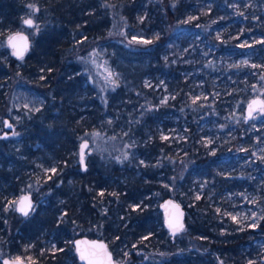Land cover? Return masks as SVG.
<instances>
[{
	"label": "trees",
	"instance_id": "trees-1",
	"mask_svg": "<svg viewBox=\"0 0 264 264\" xmlns=\"http://www.w3.org/2000/svg\"><path fill=\"white\" fill-rule=\"evenodd\" d=\"M260 1L264 4V0ZM146 2L147 0H0V40L7 32L16 33L21 30L24 26L25 16H35L40 25L37 34L32 36L33 38L30 37L31 52L27 53L21 66H18L19 59L14 56L10 58V63H8L0 55V119L7 116L9 106V95L5 89L1 88L2 85L12 87L15 83L21 82L35 85L44 90L49 97V104L45 112L39 116L41 118L39 121L31 120L24 127L25 150L23 152L25 155H29L31 152L38 153L44 147L56 151L62 161L69 162L68 166H63V162L60 163L54 179L44 182V184L40 183L38 189L33 190V200L38 201L43 196L45 197L43 201L47 202V205L43 209L44 211L46 210L48 214L52 215L49 208L56 206L58 209L56 210L57 214L55 213L52 219L44 215L39 218L31 217V214L24 217L17 210H11L8 214L5 213L4 219L0 220V228H5V231H0V249L4 252V258L8 255H15L16 258L23 255L27 259V255L31 251L25 250L24 244L37 241L43 231L48 230L56 234V239L59 240L60 245L69 236L74 240L81 236L105 239L112 251L114 248L112 239L116 236L124 241L127 240L128 246H132L136 242L139 243V247L145 244L148 257L157 262L154 264H198L197 260L201 256L199 253L206 250L210 252H203L204 259L210 260L211 264H216L220 258H223L226 264H245V260H248V255L240 253L239 247H236L241 243L247 244L250 238H255L256 230H250V235L241 237L236 234L230 237L217 235L213 229L216 228L217 230L216 215L213 206L210 205L211 199L207 198L209 193L204 194L199 200L196 199L194 206L189 207L188 204H184L189 214L187 215V230L182 233L185 236L183 244L178 245L175 242V237L169 234L165 226L158 230L161 231L160 235L164 237V244L159 247L152 243L154 237L157 236V224L163 225L164 223L162 211L158 217H154L151 214V209L146 207L154 193L163 190V200L169 197L179 200L181 198L180 192H184L187 189V184H191L198 176L212 175L214 181L223 178L215 171V166L219 160L215 158V155L209 154V150L204 146L197 145L192 141L190 136L186 138L184 149L179 152L170 150L171 146L167 140H159L157 128H154L156 124L155 112L146 109L150 108L151 105L155 107L158 103L157 101L150 102L153 87H146L145 77L165 74L166 81L172 89L182 90L179 95L177 94V99L170 101L165 106L166 108L170 106H175V109L181 108L180 103L184 99L183 95L189 92L195 78L198 81L203 79L200 75L195 76L197 68L204 64L197 52L201 50L199 48L200 40H196V37L198 36L200 39L203 36L210 37L213 43L220 45L218 53L231 51L230 47L235 46L242 38L251 34L264 35V16L254 12L252 19L245 21V24L239 20V23L235 25L237 18L235 11L228 9V5L232 1H227L226 8L223 10L220 9L222 4H217L209 8V12H207L208 7L202 3V0H159L158 8L154 2ZM235 4H239V6L234 9H240L244 0L235 1ZM146 9L150 13H154V11L157 13L154 22H147V17L143 18ZM141 17L143 18L141 24L151 26L148 36L140 41L131 40L130 34L125 31L123 26L141 28L142 25H139ZM212 18L223 20V23L217 25V28L234 23V29L244 26L247 34L239 33V38L230 39L227 43L218 41L213 36V31L207 32L206 24ZM236 32H240V29ZM224 37L229 38L227 34ZM189 39L193 40L189 41ZM142 41H151V43L145 44ZM118 42L133 47L131 50L135 49L134 51L142 53L146 60V71L140 72L137 69L133 77L137 93H132L130 97L136 103L133 108L136 113V108H141V106L143 112L146 110L148 113L139 118L138 126L141 128L136 134L143 135L141 133L144 132L142 128L144 122L152 129L153 137L148 139L144 145L146 151H150V154L146 156L149 163L128 173L127 184L123 188H117L118 191H116L113 186L107 185L109 183L103 179L105 177L103 172L108 176L111 175V177H120L123 173L119 167L111 169L106 165V162H103L101 168L93 166L84 170L82 165L74 163L73 158L67 157L66 154L78 148V141L89 137L93 128L92 125L96 120L90 121L88 119L89 114L83 119L80 118V114L75 110L79 98H84L83 104L85 105L98 107L96 99L92 100L91 98L95 96L93 98L98 99L102 94L98 82L96 83L98 88L92 84L85 85L84 75L76 74L78 70L71 68L75 66V61L98 47L120 44ZM122 48L119 50L122 51ZM261 52L264 53V50ZM187 59L191 61L187 62ZM116 60L114 59L112 65L118 67L119 62ZM209 64L210 71L214 74L217 65L213 66V60ZM118 70L121 71L119 67ZM131 70L134 71L135 68H131ZM183 72H186L185 75ZM228 72L230 73V71ZM242 78L244 79L246 76H239L238 80ZM249 78L250 76H247V80L241 83V86L250 83L251 78ZM210 79L213 82L211 77ZM211 81L206 80L208 87ZM238 95L239 93L234 96ZM140 96L142 97L139 98ZM143 101L149 103L143 105ZM127 128L130 132L133 126ZM65 146L71 149L66 150L63 148ZM104 152L108 153L107 150ZM109 152L110 154L116 153L113 150ZM168 152L171 155L170 158L175 161L171 166V171L162 172L157 168L156 159L151 158L150 155L158 153L160 156H165ZM7 153H12L11 148L6 140L0 139V179L2 178L3 186L11 183V178L15 176V174L10 175L6 170L8 160L4 159V156ZM59 176L64 177V179L72 176L70 178H74L76 189L79 190V193L81 191V198L87 196L88 187L105 188L110 202L124 201L123 207H119V209L123 214L129 213L128 218L132 222L126 227L122 225L116 232L112 229L111 224L113 223L107 222L103 234L99 237L95 235L96 233L78 235L74 231L75 235L72 234L70 232L72 225L83 213L88 216L92 214L86 223L87 225H92L96 220L102 221L103 218L95 217L96 210L90 205L89 197L81 205V215L77 213L76 200H74L71 192L58 191L59 182L57 180ZM113 192L115 195L111 194ZM48 194L50 195L48 196ZM60 199L65 200L64 203H61L62 206L58 205ZM136 203H139L137 209L134 208ZM39 207L42 208L41 205ZM109 207L113 208V205H109ZM60 208L65 211L59 219L58 211ZM111 211L109 209V213ZM263 225L264 221L260 227ZM132 227L134 229L131 230ZM142 236H147V239L141 240ZM74 247L73 242L70 245V251L74 253L75 259L80 263ZM214 252L218 255L215 256ZM43 255L38 258L36 264H63V257L67 253L49 252ZM3 259H0V264H3ZM121 264L141 263L137 253L133 252L125 258H121Z\"/></svg>",
	"mask_w": 264,
	"mask_h": 264
},
{
	"label": "rangeland",
	"instance_id": "rangeland-1",
	"mask_svg": "<svg viewBox=\"0 0 264 264\" xmlns=\"http://www.w3.org/2000/svg\"><path fill=\"white\" fill-rule=\"evenodd\" d=\"M150 1L157 4V8L159 7V0H147L146 3ZM227 1H232L228 5V9L235 11L237 17L235 25L239 23V20L245 24V21L252 19L254 12L264 16V4L260 0H244L242 7L236 10L234 8H238L239 4H235V1L241 0ZM227 1L202 0V3L208 7L206 10L209 12V8L217 4H222L220 6L221 10L225 9ZM144 14L143 18L147 17V22H154L157 16L155 11L150 13L147 9ZM143 18L141 17L139 25ZM26 19H31L33 24L27 26L24 23ZM221 23H223V20L212 18L206 24V27H208L207 32L213 31V36L218 41L227 43L230 39L239 38V33H246L244 26L234 29V23L225 24L217 28V25H221ZM23 25V28L19 31L27 32L30 37L36 35L40 30L39 22L33 15L25 16ZM141 25V28H128V25L123 26V28L130 34L131 40L140 41L148 36L149 29H151L149 24ZM238 29H240V32L235 33ZM13 34L12 32H7L0 40V55L8 63H10V58L13 57V51L8 45V40ZM225 34L229 38H225ZM196 40H200L199 48L201 51L197 52L204 64L197 68L195 76L200 75L203 79L198 81L195 78L189 92L183 95L184 99L180 103L181 108L175 109V106H170L169 108H166V106L170 101L177 99L182 90L172 89L166 81L165 74L145 77L146 87H153L150 102L157 101L158 103L157 106L151 105L150 108L146 109L155 112H153L156 122L154 128H157L160 141L167 140L169 142L170 150L179 152L184 149L186 138L190 136L192 141L197 145L204 146L209 150V154L215 155V158L219 160L215 166V171L223 179L214 181V176L212 175L198 176L191 184H187V189L184 192H180L181 198L179 200L191 207L195 205L196 196L202 198L204 194L209 193L207 198L211 199L210 205L213 206L214 214L216 215L217 230L213 228L215 233L222 237H230L234 234L239 237L248 236L247 234L250 235V230L260 229V225L264 221V219H261V217H264V111H262L264 107L254 115V118L249 123L246 121L245 112L247 104L252 99L255 97L264 98V79H262L264 77V53L261 52V50H264V35L251 34L242 38L235 46L232 45L230 47L231 51L228 50L222 53H218L220 45L213 43L210 37L206 38V36H203L200 39L197 36ZM118 43L120 44L98 47L93 52L75 61V66L71 68L78 70L76 74L84 75L85 85L92 84L96 86L98 82V87L102 94L98 99L93 98L95 96L91 98L92 100L96 99L98 107L85 105L83 104L84 98H79L78 106L75 110L80 114V118L83 119L89 114L88 119L90 121L95 119L98 121L96 122L95 120V123H93L89 137L78 141V148L66 154L67 157L73 158L72 161L74 163L82 165L80 162V144L84 140H89L90 146L87 149L85 158L87 168L93 166L101 168L103 162H106V165L111 169L119 167L123 173L120 177H111V175L108 176L103 172L105 176L103 179L106 183H109L107 185L113 186L116 191H118L117 188H123L127 184L128 173L137 167L139 168V166L149 163L146 160V156L150 154V151H146L144 145L148 139L153 137L152 129L144 122L142 123L144 132L141 133L143 135L139 136L136 134L141 128L138 126L139 118L148 113L146 110L144 111L146 113L143 112L142 106L141 108H136V113L135 109H133L136 103L130 97L132 93H137L133 77L137 69L140 72L146 71V60L142 53L134 51L135 49L131 50L133 47L125 43H122L123 45L121 42ZM119 48H122V51ZM29 52H31V48ZM24 58L19 59L18 66L24 63ZM114 59L119 62L118 67L121 71L118 70L117 66L112 65ZM212 60L213 66L217 65L214 74L211 73L209 68V63ZM188 61L191 60L187 59ZM252 65H256V67H252ZM131 68H135V70L133 71ZM109 72L113 73L115 84L108 78ZM185 73L183 72V75ZM188 73L191 74V72ZM239 76H246V78L238 80ZM247 76H250L251 82L241 86V83L247 80ZM206 80L211 81L209 84L210 88L207 86ZM1 88L5 89L9 95V106L7 116L0 119V139L6 140L11 148L12 153H7L4 159L8 160L7 172L10 175L15 174V176L11 178V183L5 184V186L1 182L2 178L0 179V220L4 219L5 213L8 214L11 210H16L17 202L22 195L33 194V190L38 189L41 185L40 183L44 184V182L53 180L57 175L56 172L60 163L63 162V166L69 165V162L62 161L56 151H51L44 147L42 150L39 149L38 153L31 152V154L25 155L23 152L25 150L23 140L24 127L31 120L39 121L41 119L39 116L45 112L49 104L47 92L35 85L21 82L15 83L12 87L2 85ZM237 93L239 95L234 96ZM193 100L196 102L193 103ZM142 103L146 105L149 102L143 101ZM162 107L165 110H162ZM193 117L195 118L193 119ZM7 124L12 125V129ZM131 125L133 128L129 132L127 127ZM163 137H168V139H163ZM68 146L63 148L66 150L71 149ZM111 149L116 151V153L110 154L109 151H112ZM105 150L108 153L104 152ZM150 156L156 159L155 163L159 170L162 172L171 171V166L175 160L170 158L169 152L165 156H160L158 153ZM52 169H55V172ZM70 177L64 179V177L59 176L57 180L59 182V190H57L59 192H71L74 200H76L77 213L80 215L82 213L81 205L89 197L90 205L96 210V213H94L95 217L103 218L102 221L98 222L96 220L92 225H87L86 223L92 214L88 216L83 213L72 225L73 227L70 230L72 234H74V231L78 235L96 233L95 235L99 237L103 234L107 222L111 221L113 223L111 225L114 232L118 231L122 225L126 227L132 222L128 218L129 213L123 214L119 209V207H123L124 201L116 200V202L112 203L109 201L106 189L96 187H88L87 196L81 198V191L79 193V190L76 189L74 178ZM100 192H103L104 195L100 196ZM163 192L162 190L156 194L154 193L150 197L149 204L146 205V207L151 209V214L154 217H158L161 212L160 204L163 202ZM43 198L45 197L43 196ZM43 198L38 201L34 200L35 204L30 216L39 218L44 215L52 219L53 215L57 214L56 210L58 209H56V206H52L49 208L52 211V215L48 214L46 210H43L47 205ZM64 201V199H60L58 205L62 206L61 203H64ZM40 205L42 208L39 207ZM109 205H113V208L109 207ZM138 206L139 203L134 204L135 209ZM109 209L112 210L110 213ZM64 211L62 208L59 209V219L63 216ZM232 216L237 219L233 220ZM253 217H255V220H253ZM162 219L164 221L163 215ZM251 223H256L258 226L251 228L248 226ZM157 225V236L155 235L156 237H154L152 243L160 247L165 240L160 235L161 231L159 232L158 230L164 226V223L163 225ZM186 230L187 228L184 231ZM0 231H5V228H0ZM182 233L175 237V242L178 245L183 244L185 241V236ZM167 235L169 236V234ZM145 237L147 236H142L140 239L144 240ZM126 239L128 238L126 237ZM73 242L74 239L69 236L60 245L59 240L56 239V234L44 230L37 238V241L24 244V249L31 251L27 255L28 258L26 259L23 255L19 256V258L36 263L40 256H44L43 254L64 252L67 255L63 257V264H80L75 259L74 253L70 251V245ZM112 243H114L113 251L115 257L120 263L121 258H125L133 252L137 253L141 264L157 263L156 260L148 257L145 244L139 247V243L136 242L134 245L128 246L127 240L124 241L118 236L112 239ZM238 247L240 253L248 255V260H245V264H259L261 259L264 258V233L256 232L255 238H250L247 244L241 243L236 248ZM203 252L209 253L210 251L206 250L199 253L201 256L197 260L198 264H211L210 260L204 259ZM3 253L0 249L1 260L4 258ZM214 254L215 256L218 255L215 252ZM8 257L16 258L15 255H8ZM53 259L55 260V258ZM216 264H226V262L223 258H220Z\"/></svg>",
	"mask_w": 264,
	"mask_h": 264
},
{
	"label": "water",
	"instance_id": "water-1",
	"mask_svg": "<svg viewBox=\"0 0 264 264\" xmlns=\"http://www.w3.org/2000/svg\"><path fill=\"white\" fill-rule=\"evenodd\" d=\"M27 25V24H26ZM30 26V25H27ZM11 37H17V39L13 40V44L15 47L9 44L8 40V45L12 49L13 53L14 52H20L22 54V58H24L27 53L29 52L31 48V39L30 36L27 32L24 31H18L14 33ZM20 37L26 38L20 39ZM13 56L16 59H22L17 55ZM255 101V103H253ZM252 105V111L251 115H249V106ZM264 107V98L263 97H255L252 99L246 106L245 112H246V121L249 122L254 118V115ZM8 121V120H7ZM9 124H7L8 126ZM10 128V127H9ZM12 129V127H11ZM87 144L86 148H83V156H84V164L82 165L83 169L85 170V165L87 168L86 164V152L87 149L90 146V141L89 140H84L80 144V157H81V149L83 145ZM25 200V205L30 204L31 207L27 208L28 215L31 214L34 208V200L32 197V194H24L20 197V199L17 202V207L16 210L19 208V202L24 199ZM160 209L163 213L164 216V226L169 232V234L172 237H176L180 233H182L185 228H186V220H187V209L185 208L184 204H182L179 200H176L174 198H166L163 200V202L160 204ZM19 214L22 216L26 217L23 212L17 210ZM27 215V216H28ZM170 224L172 227H170ZM183 226L182 229H180V226ZM173 228L178 229L173 232ZM76 253L78 255V259L81 264H121L119 261H117L114 252L110 249L108 242L105 239H100V238H91L88 236H81L75 239L74 241ZM83 256V259L81 258ZM17 258H12V257H6L3 259V264H14ZM22 264H36L31 261H27L24 259H20Z\"/></svg>",
	"mask_w": 264,
	"mask_h": 264
},
{
	"label": "snow or ice",
	"instance_id": "snow-or-ice-1",
	"mask_svg": "<svg viewBox=\"0 0 264 264\" xmlns=\"http://www.w3.org/2000/svg\"><path fill=\"white\" fill-rule=\"evenodd\" d=\"M174 6V5H173ZM24 23L25 24H27V25H32L33 24V21L31 20V19H26L25 21H24ZM15 39H17V37H10L9 38V44L10 45H12L13 47H15V45L12 43L13 42V40H15ZM20 39H24V40H26V38H24V37H20ZM142 43H145V44H148V43H151V41H142ZM14 55H17V56H19L20 58H22V54L20 53V52H14L13 53ZM252 67H256V65H252ZM108 78L109 79H111V82L112 83H116V81H115V79L113 78V73L112 72H109L108 73ZM262 79H264V77H262ZM196 101L195 100H193V103H195ZM253 103H255V101L253 102ZM249 109H250V111H249V115H251V111H252V105H250L249 106ZM262 111H264V109H262ZM8 127H12V125H8ZM15 134V133H14ZM163 139H168V137H163ZM87 147V144H85V145H83V147H82V149H81V164L83 165L84 164V156H83V148H86ZM141 163H143V161H141ZM85 170H87L86 169V165H85ZM52 171L53 172H55V169H52ZM99 195L100 196H103L104 195V193L103 192H100L99 193ZM113 195H115V194H113ZM27 198H24V199H22L20 202H19V208L17 209V210H19V211H21V212H23V214L25 215V216H27L28 215V211H27V208H30L31 207V205L30 204H28V205H25V200H26ZM196 199L197 200H199L200 199V197L199 196H196ZM232 219L233 220H236L237 218L235 217V216H232ZM261 219H264V217H261ZM253 220H255V217H253ZM249 227H251V228H255V227H257L258 225L256 224V223H251L250 225H248ZM170 227H172V225L170 224ZM182 225L180 226V229H182ZM178 229H176V228H173V232L175 233V231H177ZM144 239H147V237H145ZM81 258L83 259V256H81ZM6 264H7V262H6ZM14 264H22V262H21V260H20V258L18 257L17 259H16V261L14 262Z\"/></svg>",
	"mask_w": 264,
	"mask_h": 264
},
{
	"label": "flooded vegetation",
	"instance_id": "flooded-vegetation-1",
	"mask_svg": "<svg viewBox=\"0 0 264 264\" xmlns=\"http://www.w3.org/2000/svg\"><path fill=\"white\" fill-rule=\"evenodd\" d=\"M250 122V121H249ZM249 122H247V123H249ZM189 214V211L187 210V215ZM261 226V225H260ZM186 228H187V220H186ZM185 228V229H186ZM253 230V229H252ZM254 230H256V232H261V233H264V232H262V231H264V225H263V227H260V229H254ZM77 239V238H76ZM75 241V240H74ZM259 264H264V258L263 259H261V261H260V263Z\"/></svg>",
	"mask_w": 264,
	"mask_h": 264
}]
</instances>
